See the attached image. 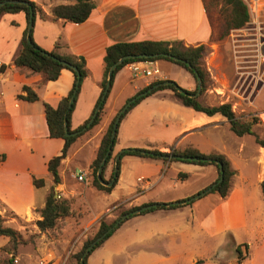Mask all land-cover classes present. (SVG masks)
Here are the masks:
<instances>
[{
	"label": "crops",
	"instance_id": "1",
	"mask_svg": "<svg viewBox=\"0 0 264 264\" xmlns=\"http://www.w3.org/2000/svg\"><path fill=\"white\" fill-rule=\"evenodd\" d=\"M30 1L38 4L47 16H50L53 6L66 3L65 0ZM93 1L94 8L89 17L81 23L42 19L38 14L33 20L31 36L37 46L47 52L55 51L59 55L84 59L87 74L82 79L74 100L69 119L70 130H77L92 113L100 93L105 49L113 43L155 40L170 44L180 43L184 47L204 44L211 48L204 58L211 77L217 83L224 81L217 73L219 65L215 61L209 64L211 56L216 52L213 50L214 44L210 41L211 29L206 17L204 0ZM27 23L23 12L4 14L0 19V61L3 64L0 70V219L4 226L18 231L24 240L28 239L30 235L38 232L35 223L40 219L39 210L43 208L46 195L50 190L70 201L73 214L61 221L60 226L55 229L38 234L33 242L19 245L13 256L2 249L8 238L0 235V264H5L11 257L12 264H64L74 248V243L78 242V237L84 236L86 229L93 227L103 216L113 218L116 214L133 207L183 201L194 194L185 193L180 196H170L171 200H162L160 195L163 190L160 189L157 193L144 195L145 191H150L158 183L157 180L151 183L149 177L157 175L161 171V166L158 163H150L149 158L133 159V156L126 162L125 170L135 165L136 168L142 169L141 174L146 177L145 179L136 175L135 183L131 182L125 170L120 172L118 169L114 186L109 192L93 187L87 174L84 181H78L82 185L79 192L67 186L66 171L70 159L90 147L91 159L84 169H79L87 173L100 139L117 111L128 98H132L139 89L153 81L148 77H132L126 66H123L113 77L99 122L83 131L81 136L69 146L66 157L59 165L61 170H58L60 186L65 190H55L59 183H54L52 175L48 172L47 162L60 153L64 141L61 138L49 136L43 104L56 106L60 98L70 90L74 77L70 71L63 69L56 80L43 81L40 73L14 66L13 59L20 47V39L27 28ZM153 64L160 70L158 61H154ZM191 83L187 90L193 89V78ZM24 85L35 90L38 100L28 102L16 97L18 94H24L22 91ZM196 113V115H190L187 120H181L183 126L179 131L187 130L184 135L193 136L195 133H200L202 127L215 120L214 116ZM177 119L180 120V117L177 116ZM183 139L185 138H177L173 148L177 150L194 148L203 154H222L229 161L234 174L230 178L226 196L220 197L216 194L217 199L209 207H204L203 204L192 207L195 203H191L192 205H189L191 208L187 211L185 209L186 204L189 203L187 202L174 209H155L142 214L138 213L122 224H126L134 216L145 219V231L138 235V239H135L139 245L145 243L141 246L143 252L165 253L171 258L182 255L188 259L189 264L197 260H202L203 264H264V202L253 200L254 197L251 194L245 196L244 187L250 183L240 168L245 166L248 160L254 161L257 166L255 184L260 185L264 177V163L260 162V153L264 152V148L255 144V148L249 154H244L245 146L241 144L237 151L229 154L225 150L216 148L204 150L192 142H182ZM207 142L202 144L205 147L211 146ZM123 145L122 142L118 149L113 148L112 159L104 171L105 180L111 179L115 155L127 147ZM159 149L169 151V147L164 145ZM232 157L238 159L237 164ZM172 165L175 166L177 174L185 172L189 173V177L194 171L209 168L207 173L212 178L208 184L194 193L204 190L217 177V171L213 165L202 166L180 161H175ZM77 172L70 170L69 177L75 178L74 174ZM32 177L42 179L43 186L35 187ZM177 178L176 175L174 181H177ZM131 188L135 190L128 192ZM87 189L95 192L92 197L102 206L94 211L93 216L86 220V223L81 224L78 223V219L82 218L80 217L82 212L77 214L73 206L78 199L84 197ZM127 192V196H124ZM262 192L264 199V191ZM84 203L87 201H83ZM87 204L90 206L89 203ZM84 208L83 213L87 209L86 206ZM248 211L252 213L250 219ZM96 213L98 214L95 215ZM70 220L82 228L78 229L75 240H73L74 237L72 239L66 236L73 242L70 240L71 247L63 251L59 249L57 240L60 238L62 243L66 241L64 235H62L63 238L60 237V232L67 223H70ZM114 232L101 244L104 246L103 244L110 240L108 247L105 248L107 255L116 256L122 250L134 252V224L129 223L116 234ZM165 235L170 242L167 245H156L154 242L156 238ZM188 238L191 241L198 240V244L194 247L185 246L189 243ZM249 238L253 240L250 241ZM150 240H153L154 245L149 243ZM237 247L241 249L239 259L236 255L232 256ZM155 260L158 262L163 258ZM107 263L108 258H106Z\"/></svg>",
	"mask_w": 264,
	"mask_h": 264
},
{
	"label": "rangeland",
	"instance_id": "2",
	"mask_svg": "<svg viewBox=\"0 0 264 264\" xmlns=\"http://www.w3.org/2000/svg\"><path fill=\"white\" fill-rule=\"evenodd\" d=\"M206 1H208V12L212 15L214 34H217L219 33L218 31H220L218 26L220 17L219 6L215 5L214 0ZM245 1L250 12V21L247 22L243 28L231 29L223 38L217 39L214 37L211 41L212 44H214L213 50H215L216 54L211 56L209 64L211 65L212 62L215 61V63L219 65L217 73L224 79V81L222 80V82L219 83L214 82V78L211 77L204 59V65L209 74V80H207L206 89L200 91L197 98L200 102L207 105L226 102L230 103L231 109L236 116H247L251 113L256 116L260 122L254 128L255 133L259 136H264V0ZM252 22L257 23L258 33H256L255 30L247 29L253 26L251 24ZM251 33H254V35ZM258 34L261 38L260 45L257 43L255 44V39L257 42ZM157 61L160 67V74L157 78H152L154 79L153 81L170 78L182 89L186 90L191 86V76L180 66L168 60ZM194 88L195 83L193 89ZM196 114L197 113L193 109L184 106L176 100L171 90H158L136 104L121 120L118 126L117 141L114 149H118L122 142L127 146L126 148L147 149L153 147L159 148L162 145L173 147L177 138H185L182 142H192L204 150L208 148H216L225 150L229 154H233L235 150L237 151L241 144L245 146L244 154H249L251 150L255 148V142L252 135L246 134L243 136H236L229 130L227 120L219 115L214 116L215 120L208 122L209 124L207 123L202 127L200 133H195L193 136L184 135L187 130L179 131L183 126L181 120H187L190 115ZM177 116L180 117V120L177 119ZM206 141H208L207 143L211 144V146L205 147L202 144ZM91 155L92 152L90 147H87L68 162L66 171V177L68 180L66 183L67 186L72 187L73 190H76L77 192L81 190L82 185L76 180V178H70L69 172L70 170L77 172L79 169H84V166L90 161ZM129 157L132 156L124 155L120 158L118 166L120 172L125 170L126 162ZM134 158L138 157L133 156V159ZM148 161H151L150 163L153 162L160 164L161 171L157 175L149 177L151 183L156 180L158 183L150 191H145L144 195H151L153 192L157 193V190L160 191L161 189L163 190V193L160 195V198H163L162 200H171L170 196H180L185 193L195 195L197 193L194 192L208 184L209 180L212 178L209 173H207V170L209 169L207 168L206 170L192 172L190 177L185 180L177 178L178 180L174 181V178L178 175L175 166L172 165L174 162L165 163L161 160L154 162L151 159ZM234 161L237 164L238 159H234ZM260 162L264 163V152L260 153ZM240 168L242 172L245 173L250 183L244 187L245 196L251 194L254 197L253 200L264 202L262 197V190L264 191V177L260 182V185L257 186L255 184L257 168L255 162L248 160L247 164L245 166H240ZM58 170L60 171L61 167H59ZM141 172L142 169L136 168L135 165L125 170V173L128 174L129 181L134 183L136 175H140L144 179L146 178ZM60 185L61 184L59 183L55 190H65V188H62ZM134 190L135 188H131L128 192H133ZM128 192L125 193L124 196H127ZM93 193L95 192H90V190L87 189L84 197H81L75 202V206H73L75 212L77 214L82 212V215L80 216L82 218L78 219V223H86L85 221L93 216L94 211L102 206V204L100 205V202L92 197V195H94ZM216 199V193L208 192L200 198L190 201L186 204L187 206H185V209L188 211L191 208V206H189L192 205L191 203H195L192 207H195L194 205L196 204H203L204 207H209ZM85 200L90 204L91 208L87 203L83 204V201ZM84 206H86L87 209L83 213V210L85 209ZM97 214L98 213L95 215ZM119 214H116L113 218H108V216L103 217L104 220L109 223L116 219ZM251 217L252 213L251 211H248V218L250 219ZM128 221L129 222H126V224L120 225L114 233L116 234L118 231L124 229L129 223H131V225L134 224V252H132V250H122L120 254L109 257L105 251V248H107L110 243V240H108L103 244L104 246H98L89 254L86 264H106V258H108L107 264H189L188 259L184 258L182 255L171 258L165 253L156 252V254H152L150 252H143L141 246L145 243L139 245L135 239H138V235L144 233L146 221L145 219H142L141 216H134L132 220ZM70 223H67L61 230L60 237L64 235V238L68 236L73 239L74 237L73 240H75L78 236L76 235L78 229H81L82 226H77V223L73 222V220H70ZM98 225L99 221L93 227L87 228L84 232V236L82 235L78 237V242L74 243V248L70 251L64 264H71V256L81 249L82 244L86 239H90L95 235ZM127 235L129 236V233H127ZM243 237H246V235H243ZM59 239L60 238L57 240V245H60L58 246L59 249L66 251L67 248L71 247L70 244L73 242L71 239L66 238V241L63 243L60 242ZM252 240L253 239L251 238L250 241ZM201 241L203 242L202 237ZM154 242H156V245H167L170 241L168 236L165 235L156 238ZM154 242L153 240H150L149 243L154 245ZM188 242V244H185L187 247H194L198 244V240L191 241L190 238H188ZM199 243L201 242L199 241ZM233 255L237 256V251H233L232 256ZM160 258H163V260L156 262L155 259Z\"/></svg>",
	"mask_w": 264,
	"mask_h": 264
},
{
	"label": "trees",
	"instance_id": "3",
	"mask_svg": "<svg viewBox=\"0 0 264 264\" xmlns=\"http://www.w3.org/2000/svg\"><path fill=\"white\" fill-rule=\"evenodd\" d=\"M1 1H5V3L0 7V19L4 14L23 12L25 14L27 22L29 20L30 12H33V20H34V16L38 14V16L42 19L50 18L54 21L64 20V21H69L72 23H81L89 17L92 9L95 6V2L93 0H65L66 3H60V4L53 6L50 11V16H47L44 13V11L41 9V7L38 4H36L34 1L22 0V1H26L27 4L11 2V0H0V2ZM207 2L208 1L204 0V8L206 12V17H207V20H208V23L211 29L210 41H212L214 37L217 39L223 38L225 35H227L229 30L242 28L245 26L247 22L250 21V12L244 0H214L215 5L219 6V16H220L219 25H218L220 28V31H218L219 33L217 34H214L213 24H212V15H210L208 12ZM31 33H32V28L29 33H27L26 29L23 31L22 37L20 39V47L13 59L14 66L28 68L32 70L33 72L40 73L43 77V81L56 80L63 69L70 71L74 77L70 90L66 93V95L60 98L56 106L53 107L47 103L43 104L44 115L46 119L49 136L53 138H61L64 141L63 147L61 148L60 153L50 158L47 162L48 172L52 175L54 183L58 184L60 181V177L58 175V167L61 161L66 157L69 146L82 134L80 133L75 136H64V126H63L64 114L66 113V119H67V123L69 126L70 114L74 107V101L69 106V98L71 97L74 90H76V94L78 93L80 83L82 79L86 76L87 72L85 69V63H84L83 58L59 55L55 51L47 52L41 49L39 46H37L33 42ZM27 35L30 37L31 45H29L26 41ZM209 51H210L209 47H207L204 44H200L195 47H192V46L184 47L180 43L170 44L168 42L155 41V40L117 42V43L108 45L105 49V54L103 57L104 67H103V72H102V79L100 82L99 96L95 102L92 113L90 114L88 119H86L77 128V130L81 129L88 123L90 117L92 116V114L94 113L97 107H99V109L96 112L93 122L88 128L94 126L95 124L99 122L101 115L103 113V108L106 103V99L110 91V90L108 91L106 98L102 101L101 95L105 87L108 68L121 56L130 54V55H134L135 57L132 59L124 60L121 64H119L114 69L112 77H111V84H112L115 73L118 72L123 66H125L129 62L136 61V60H149L152 62L157 61V60H168L180 66L182 69L188 72L190 76L193 78L194 83H195V88L193 90L183 89L186 93L189 94V93H194L196 91L197 78H200L201 80V91H204L206 89V83H207V80H209V74L204 65V58L207 56ZM158 53H166L168 55H173L179 58V60L175 61L169 56H158L156 58L141 57V55H153V54H158ZM58 60H64L74 65L77 68L79 75H80L78 84L76 82L77 81L76 72L70 67L60 63ZM184 62H187L189 66ZM161 81L163 80H155V81L150 82L147 86L139 89L136 92V94L146 90L148 87H151L154 84L159 83ZM163 89L171 90L176 100H178L181 104L193 109L196 112L202 113L209 117L215 116V115L222 116L223 118L227 120L228 125H229V130L233 134H235L236 136H243L246 134L252 135L254 138L255 144L264 148V136H259L257 133H255V130H254L257 124L260 123L256 116L252 115L251 113L248 114L247 116L245 115L236 116L233 110L231 109L230 103H227V102L221 103V104H215V105L203 104L202 102L198 100L197 97H189L186 94L179 93L173 88L172 85L160 86L154 89L153 91L149 92L147 95L137 98L134 102H132L129 105L127 110L122 114L121 119L126 115V113L129 110H131L141 100H143L149 95L154 94L158 90H163ZM22 91L24 92V94H18L16 96L18 99H23L28 102H33V101L38 100L37 93L35 92L33 88L24 85L22 86ZM76 94H75L74 100L76 98ZM129 99L130 98H128L126 101H128ZM114 118L115 116L112 118L108 127L103 133L100 139L99 146L96 150L95 157L92 160V162L89 164L88 169H87V175L90 178V184L96 189L103 190L105 192H109L114 186V184L112 186L102 185L97 180L96 172L100 165L101 160L104 157V154L107 151V146L110 141V133L112 130V123H113ZM88 128H86V130ZM69 131H72V130L69 129ZM116 139H117V135L115 136L113 140L111 152L109 156L107 157L105 164L103 165V168H102L101 176L104 181H108L104 179V171H105V168L108 162L112 159V151H113ZM124 155L136 156L140 158L158 159L165 163L180 161V162L193 163V164L202 165V166L213 165L217 171V177L213 181V183L218 180L219 175H220L219 167L215 163V161H219L222 164L223 178H222V181L216 184V186L213 187L209 192L216 193L220 197L226 196L228 189H229L230 178L234 174V171L230 167L229 161L222 154H203L194 148H186L183 150H177V149H174L173 147H169V151L167 152L161 151L159 148H156V147L147 148V149L125 148L120 153V157ZM180 156L210 158L212 161L211 162L193 161V160L190 161V160L180 159L179 158ZM118 166H119V160L117 163L116 173H118ZM113 171H114V168L112 170V174H113ZM112 174L110 177H112ZM177 177L180 180H185L186 178L189 177V173L180 172L178 173ZM116 178H117V175L115 177V180ZM32 182L35 187H41L44 184L42 179L35 178V177H32ZM57 195L58 194H56L53 190H50L47 193L45 204L43 208L39 210L40 219L37 220L35 223L38 232L30 235L29 238L26 240H24L21 234L15 229L9 226H4L0 219V235L6 236L8 238L7 243L2 247L4 251L10 253L11 256H13V253L17 250V247L19 245L26 244L28 242H33V239L38 234L55 229L56 227L60 225L61 221H63L66 217H69L73 214L71 210V206H70V201L67 199L61 198V197H56ZM157 204L158 205L156 207H153L146 211H142L140 214L145 213L147 211L155 210V209H174V208H178L182 206V205H173L171 203H157ZM136 208L137 207H133L129 210L122 211L116 219L112 220L109 223L104 220V217L100 218L97 232L92 238L86 239L83 242L81 249L71 256V264H80L81 254L83 253L87 245L93 239H95L100 234H102L108 227L112 226L114 222L121 215H123L124 213L130 212ZM133 215L135 214L130 215L126 219L130 218ZM124 221L119 223L118 226L114 227V229L103 240L99 241L95 245V247L90 251V253L94 249H96L98 246H100ZM236 251H237L238 259L241 258L240 248L237 247ZM87 257L84 260V264H86ZM5 264H12V257L9 258ZM192 264H203V261L197 260Z\"/></svg>",
	"mask_w": 264,
	"mask_h": 264
},
{
	"label": "water",
	"instance_id": "4",
	"mask_svg": "<svg viewBox=\"0 0 264 264\" xmlns=\"http://www.w3.org/2000/svg\"><path fill=\"white\" fill-rule=\"evenodd\" d=\"M11 2H17V3H21V4H27L26 1H22V0H11ZM5 3V1H1L0 2V7ZM32 25H33V12H30L29 14V20H28V23H27V33L30 32L31 28H32ZM26 41L29 45H31V40H30V37L27 35L26 37ZM158 56H169L170 58L174 59L175 61H178L179 58L173 56V55H168L166 53H158V54H153V55H141V57H152V58H156ZM135 56L134 55H123L121 56L120 58H118L109 68H108V72H107V78H106V82H105V87L103 89V93L101 95V100L103 101L105 98H106V95L108 94V91L110 90V86H111V77H112V74H113V71L114 69L119 65L121 64L124 60H127V59H132L134 58ZM60 63H62L63 65H66L68 67H70L71 69H73L75 72H76V77H77V84L79 82V78H80V75H79V72L77 70V68L64 61V60H58ZM186 63L188 66L189 64L187 62H184ZM163 85H172L173 88L178 91L179 93L181 94H186L188 95L189 97H197L201 91V80L200 78H197V88H196V91L194 93H186L180 86H178L173 80H170V79H164L163 81L159 82V83H156L154 84L153 86L151 87H148L146 90L136 94L134 97L130 98L126 103H124V105L117 111L116 115H115V118L113 120V123H112V130H111V133H110V141L108 143V146H107V151L106 153L104 154V157L103 159L101 160L100 162V165L97 169V172H96V177H97V180L104 186H112L113 183H114V180H115V177H116V171H117V163H118V160L120 158V153L124 150H120L116 155H115V159H114V171H113V175L111 177V179L109 181H104L102 176H101V172H102V168H103V165L105 164V161L107 159V157L109 156L110 152H111V147H112V143H113V140L116 136V132H117V127H118V124H119V121L121 119V116L122 114L127 110V108L129 107V105L134 102L137 98L141 97V96H145L147 95L149 92L153 91L154 89L160 87V86H163ZM75 94H76V90L73 91L71 97L69 98V106L73 103L74 101V97H75ZM99 107H97L94 111V113L92 114V116L90 117L88 123L82 127L81 129L79 130H75V131H69V126H68V123H67V119H66V113L64 114V120H63V126H64V136H75V135H78L80 133H82L83 131L86 130V128H88L91 123L93 122V119L96 115V112L98 111ZM180 159H185V160H193V161H208V162H211L212 160L210 158H197V157H184V156H180L179 157ZM215 163L218 165L219 167V172H220V175H219V178L217 181H215L214 183H212L210 186H208L206 189L202 190L201 192L195 194L193 197L191 198H188V199H185L183 201H174V202H171V204L173 205H182V204H185L187 202H190L192 200H195L201 196H203L204 194L208 193L213 187L216 186V184L220 183L222 181V178H223V175H222V164L219 162V161H215ZM158 204L157 203H152V204H147V205H144V206H141L139 208H136L130 212H127V213H124L123 215H121L115 222L112 226L108 227L102 234H100L98 237H96L95 239H93L88 245L87 247L84 249L83 253L81 254V257H80V264H84V260L85 258L88 256V254L90 253V251L95 247V245L103 240L113 229L114 227L118 226L119 223H121L122 221H124L127 217H129L130 215L132 214H138V213H141L142 211H146V210H149L153 207H156Z\"/></svg>",
	"mask_w": 264,
	"mask_h": 264
},
{
	"label": "built area",
	"instance_id": "5",
	"mask_svg": "<svg viewBox=\"0 0 264 264\" xmlns=\"http://www.w3.org/2000/svg\"><path fill=\"white\" fill-rule=\"evenodd\" d=\"M251 24L253 26L250 27V28H247V29L248 30H255V32L258 33L257 23L256 22H252ZM251 34L254 35V33H251ZM259 38L260 37H259V34H258L257 42H256V39H255V44L257 43V44L260 45L261 38L260 39ZM2 65H3L2 62L0 61V70H1ZM125 66H126L128 72H129V74L132 77H134V78L141 76V77H148V78H154L155 79L160 74L159 68L156 65H154L152 61H149V60H136V61H132V62L127 63ZM0 97H1V92H0ZM86 174H87L86 171L78 170V172L74 175V177L78 181H84L86 179ZM56 197H59V195H57Z\"/></svg>",
	"mask_w": 264,
	"mask_h": 264
}]
</instances>
